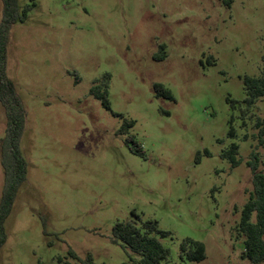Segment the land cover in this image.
I'll return each mask as SVG.
<instances>
[{
  "label": "rangeland",
  "instance_id": "rangeland-1",
  "mask_svg": "<svg viewBox=\"0 0 264 264\" xmlns=\"http://www.w3.org/2000/svg\"><path fill=\"white\" fill-rule=\"evenodd\" d=\"M20 5L34 7L13 26L4 66L26 114L28 175L0 264H141L114 242V226L135 215L170 234L161 264H251L238 226L253 192L248 162L264 174V144L241 110L244 79L263 72L264 0ZM107 83L110 110L91 93ZM252 112L263 117L264 104ZM7 121L0 102V141ZM234 144L238 166L225 157ZM4 183L0 155V201ZM185 240L203 243L206 259H183Z\"/></svg>",
  "mask_w": 264,
  "mask_h": 264
},
{
  "label": "trees",
  "instance_id": "trees-1",
  "mask_svg": "<svg viewBox=\"0 0 264 264\" xmlns=\"http://www.w3.org/2000/svg\"><path fill=\"white\" fill-rule=\"evenodd\" d=\"M1 1L3 18L0 24V102L6 107L8 121L6 136L0 141L1 164L5 179L0 201V252L8 239L6 222L12 213L20 189L27 182L28 175V163L21 149L26 114L15 84L6 76L4 61L7 40L13 26L25 23L34 7V5L21 6L20 0ZM161 52V58L164 60L166 58L164 46H162ZM107 79L110 80L109 75H107ZM244 88L246 98L243 101L242 116L248 120L255 119L254 127L258 130V134L254 137L258 139L261 146L264 144V116H255L252 111L258 103L264 104V67L261 76L244 79ZM154 91L158 98L175 100L172 92L161 84H156ZM91 93L102 102L107 110L111 109L108 83L104 92H100L99 87L96 86ZM231 104L233 108H236V101H231ZM132 125L133 123L130 124V126ZM244 126H247L246 120H244ZM236 136L237 133L232 128L229 137L234 139ZM238 153L239 146L234 144L225 157L229 158L234 166H238L240 165V161L237 160ZM252 156L256 158L257 155L253 153ZM248 166L254 174L253 192L242 209L238 232L244 238L242 259L251 264H262L264 262V174L258 172L256 162H248ZM254 216H256L255 221ZM135 217L137 218L136 222H118L114 226V242L136 255L137 261L141 264H161L166 261L170 256V251L162 244L161 240L170 234L161 231L157 222H143L138 215ZM181 257L189 262L200 263L206 259V247L201 242L185 240L181 245Z\"/></svg>",
  "mask_w": 264,
  "mask_h": 264
}]
</instances>
